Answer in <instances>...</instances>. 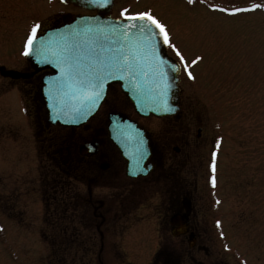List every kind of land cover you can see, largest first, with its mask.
<instances>
[{
    "label": "rangeland",
    "instance_id": "1",
    "mask_svg": "<svg viewBox=\"0 0 264 264\" xmlns=\"http://www.w3.org/2000/svg\"><path fill=\"white\" fill-rule=\"evenodd\" d=\"M253 4L260 7L234 15L212 8ZM122 10L150 12L183 55L192 79L167 46L181 68L180 110L172 117L140 118L113 85L87 131L58 129L47 122L40 75L20 81L0 76V264H61L64 255L52 244L58 234L87 230L80 224L85 188L61 172L74 167L75 158L49 165L46 139L65 133L107 139L109 112L135 120L150 139H176L183 146L181 156L168 157L186 169L173 194L191 198L194 224L211 254L225 264H264V0H116L109 16L122 18ZM86 12L59 0H0V66L28 71L22 53L31 27L38 24L39 35ZM106 181L98 180L92 198L121 199L123 192L106 188ZM170 191L142 199L160 201Z\"/></svg>",
    "mask_w": 264,
    "mask_h": 264
},
{
    "label": "flooded vegetation",
    "instance_id": "2",
    "mask_svg": "<svg viewBox=\"0 0 264 264\" xmlns=\"http://www.w3.org/2000/svg\"><path fill=\"white\" fill-rule=\"evenodd\" d=\"M81 129L87 131L88 128ZM93 142L97 144L96 153L81 155L80 147ZM148 146V162L152 165L150 173L145 177L129 179L124 176V161L108 139H95L92 135L75 139L78 160L76 180L86 192V198L80 201L83 214L80 224L87 230L58 234L52 244H58L59 254L64 255L59 260L61 264H225L220 256L217 259L210 253L201 239L200 229L192 217L191 198L173 194L176 188L172 185L186 169L176 168L175 162L168 163V157L181 156L183 146L176 139L150 137ZM112 155L118 156L117 164H112ZM103 163L106 165L104 169L101 167ZM102 177L107 180L106 188L123 192L121 196L119 194L121 199L112 198L105 202L92 198L91 191L97 190L98 180ZM167 189L171 190V197L160 201L142 199L144 196L160 197ZM183 199H188L190 203L188 225L195 241L192 249L186 246L187 235L174 236L171 232L170 217L184 211L183 204L186 203Z\"/></svg>",
    "mask_w": 264,
    "mask_h": 264
},
{
    "label": "water",
    "instance_id": "3",
    "mask_svg": "<svg viewBox=\"0 0 264 264\" xmlns=\"http://www.w3.org/2000/svg\"><path fill=\"white\" fill-rule=\"evenodd\" d=\"M69 1L89 10L107 11L113 0H100L99 3L97 0ZM125 23L127 22L106 19L97 15L76 17L63 26L46 30L43 35L35 40V46L27 55V60L34 73L42 69H50L52 72L44 77L43 87L41 88V95L51 123L62 126L81 125L96 112L108 86L113 83L119 84L120 89L139 116L146 117L149 114L165 116L175 111L179 67L164 56V47L159 40L154 41L156 45L155 57L139 52V49H137L139 52L138 70L134 75H123L114 72L112 77L105 81L101 95L95 102L85 100L77 90V86L70 88L62 84L64 74L58 65L61 61L67 60L63 50L73 48V46L79 48H85L89 45L93 47L100 45L105 48L110 47L113 41L112 29L119 28L120 25ZM116 35L119 36V33L117 32ZM120 39L123 40L124 38L120 37ZM125 43L131 45L132 38L129 37ZM173 68L177 70L172 71ZM157 71L164 73L162 80L154 75ZM0 75L12 79L27 77V75L5 71L2 68H0ZM161 89L164 90L163 93ZM162 103H166L167 108L170 110L157 111ZM58 116L59 119H57ZM77 116H79V119L76 118ZM108 120L109 138L117 145L121 155L127 161L126 174L131 177L145 175L149 169V166H144L149 151L144 131L135 122L118 114H109ZM140 153H143V161L140 166L143 170H139L136 165V159ZM171 223L177 226L176 234L186 232V215L173 216ZM192 242L193 238L190 236L188 240L190 246H192Z\"/></svg>",
    "mask_w": 264,
    "mask_h": 264
},
{
    "label": "snow or ice",
    "instance_id": "4",
    "mask_svg": "<svg viewBox=\"0 0 264 264\" xmlns=\"http://www.w3.org/2000/svg\"><path fill=\"white\" fill-rule=\"evenodd\" d=\"M97 2L99 3L100 0H97ZM192 2L193 0H188V3L191 4ZM257 7L260 6L253 4L250 8L241 9L220 8L216 5H212L213 10L226 12L232 15L240 11L255 10ZM126 11L127 10H122L121 16L124 17L127 23L120 25L119 28L112 29L113 41L111 42L110 47L105 48L103 45L93 47L89 45L85 48H79L73 46V48L63 50L67 60L61 61L58 65L61 72L64 74L62 84L70 88L77 86V90L87 101L95 102L96 99L100 97L105 81L112 77L114 72L122 73L123 75H134L138 70L139 52L155 57L156 45L154 41L156 40H159L163 45L172 48L176 56L179 57L180 62L185 64V71L187 72L189 79L193 78L192 73L188 71L189 66L185 63L183 55L171 43L166 26L150 12L125 15ZM39 27L38 24H34L31 27L24 44L23 55L27 56L30 51L33 50L35 40L39 38L37 35ZM117 32L119 33V36L116 35ZM120 37H123L124 39L121 40ZM129 37L132 38L131 45L125 43ZM137 49H139V52ZM200 59L201 57L197 56L191 61V64L195 65ZM176 70V68L172 69V71ZM154 75L162 80L164 73L162 71H157ZM163 91L164 90L161 89L162 93ZM168 110L170 109L167 108L166 103H162V106L157 109V111ZM76 118L79 119V116ZM57 119H59V116ZM215 155L216 153L213 152V171ZM142 161L143 153H140L136 159V165L139 170H143L140 167Z\"/></svg>",
    "mask_w": 264,
    "mask_h": 264
},
{
    "label": "trees",
    "instance_id": "5",
    "mask_svg": "<svg viewBox=\"0 0 264 264\" xmlns=\"http://www.w3.org/2000/svg\"><path fill=\"white\" fill-rule=\"evenodd\" d=\"M53 147V149H55V155H56V153L58 154V150H57V146L56 145H53L52 146ZM54 153V152H53ZM51 156H52V154H51ZM50 156V163H53V165L57 168V167H59V161L56 159V158H54V157H51Z\"/></svg>",
    "mask_w": 264,
    "mask_h": 264
}]
</instances>
